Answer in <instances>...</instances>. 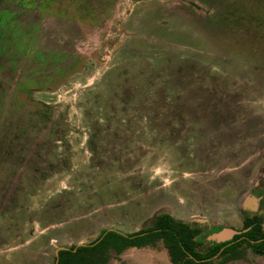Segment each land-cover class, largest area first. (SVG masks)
I'll use <instances>...</instances> for the list:
<instances>
[{
	"label": "rangeland",
	"instance_id": "obj_1",
	"mask_svg": "<svg viewBox=\"0 0 264 264\" xmlns=\"http://www.w3.org/2000/svg\"><path fill=\"white\" fill-rule=\"evenodd\" d=\"M250 162L264 165V0H0V213L18 210L0 264L23 257L6 260L34 216L54 248L170 208L216 227L221 194L252 213ZM122 256L168 264L163 244Z\"/></svg>",
	"mask_w": 264,
	"mask_h": 264
},
{
	"label": "flooded vegetation",
	"instance_id": "obj_2",
	"mask_svg": "<svg viewBox=\"0 0 264 264\" xmlns=\"http://www.w3.org/2000/svg\"><path fill=\"white\" fill-rule=\"evenodd\" d=\"M252 153L253 152H250V151L247 152V156H246L245 161H247V159H248V154H252ZM248 161H249V159H248ZM243 162H244V160L241 163H243ZM252 163L253 162H250V163L246 164L247 165L246 168H242L245 170L244 174L246 175V182H247V186H248V190L246 193H249L251 195L250 198H248L246 196V200L243 201L244 204L246 201H249V200L251 201L252 197L254 199H258V201H259V203H257L255 205L256 206L255 210L252 211V213L244 211V210H246L245 208H241V209H244L243 212L240 211V208L238 210H237V208H235V206L233 204H236L239 201L241 202V197H240L241 195H236L237 194L236 193V194H231L228 197L225 196L224 194H221L220 195L221 198H219L220 203L217 204L218 208L216 210L212 209L210 206L197 207V208H194L193 211L190 210L191 207L189 205L185 207L184 213L188 214L189 216H192V215H195V214H198L201 212L202 213H209L210 212L209 208L212 210H215V214L211 216V220H213L214 222L216 221V223H217V224H215L216 227H210L206 224L203 225V224L194 223V222L191 223V222H187V221L183 220L182 218H177L176 215H174L170 212V211H172L171 209H173V208L163 210L160 213H155V216L153 217V223L152 224H150L151 220H149V222L147 224L145 223L143 225H142L143 221H137L134 224L128 223V226L130 225V227L128 229H130L131 227L134 228L131 231H129V230L125 231L124 229L115 227L116 224H111V221L109 222L107 220H104L102 222H97V224L93 225L92 227H91V225H92L91 224L90 228H88V226H86L85 230L78 231L79 234L75 238L67 235V238L62 239L60 242L62 244L67 242V244H65V246L64 245H61V246L56 245L53 248L51 246L52 243L50 241H47L46 244H44V242H43L42 244L38 245L37 249H39V251H37L36 253H38L41 256L40 257L41 261L38 264H49V262H47V260H49V257H50L49 253H51V255H53L54 262L52 264H55L56 263L55 261L58 258V253L60 251L70 250V248H72V247L90 246L94 243H97L100 236L104 232L112 231V232H116V233L124 235V236H130V235L137 234L143 229L154 226L156 216L161 215V214H169L173 218H175L176 220L183 221L185 223H190L191 225L203 228L205 232H208V234H203V235L200 234L199 236H197L195 238V241L197 243V251L200 253L208 252L209 250H211V248L215 244H221V243H226V242H229V245L233 244L236 236L242 235V234L250 231L253 228L254 224L250 225L248 227L245 225L246 219H253V218L260 219L261 220V231L264 233V193L263 192H256L258 189V186L260 184L264 186V182L261 183L264 180V165H261V170L255 171L254 165H252ZM237 169H238V167L235 170V172H237V173L242 170V169H238V170ZM237 176L238 175H236L235 177H237ZM253 190H254V194H253ZM261 190H264V187ZM246 193H244V194H246ZM244 194H242V195H244ZM237 197H239L238 201H236ZM7 199L8 198H6L5 200H7ZM11 201H12V199H11ZM251 203H248V205H251ZM5 204L7 205L8 202H6ZM217 205H215V206H217ZM215 206H213V207H215ZM3 212L0 213V225L3 226L4 221L6 219H8L9 220L8 227H9V225L12 223V221L14 219L13 216L18 212V210H14L13 212L5 211V212H8V215H7V213L3 214ZM173 213H175V212H173ZM198 216H200V215H198ZM239 216L241 217V220H242V226L236 228L235 223L238 221L237 219ZM7 217H10V218H7ZM211 220H209V221L208 220L207 221L198 220V221L203 222V223H207V222H211ZM29 221L30 220H28V223H29ZM132 225H134V226H132ZM55 226H57V224ZM8 227H6V228H8ZM50 227H52V226H50ZM1 229L2 228L0 226V230ZM123 231H125V232H123ZM224 231H232L235 234H233V236L231 238L226 239V240L221 241V242H217L216 240L213 239L214 235L221 233V232H224ZM53 232H54L53 229H50V232L46 230V234L49 235L50 233H52V234H50V236H53L54 240H55L56 236ZM86 239H89V242ZM204 239H207L209 247H208V249L201 251L199 249L200 243ZM16 241H18V243L22 244L23 242H25L27 240H23V238H18ZM251 243H254V242L251 241ZM159 244H163L162 241L157 242L156 245L153 247L147 246L145 248H150V247L156 248ZM22 247H25V246H21V247L18 246V247H16V249H18V248L20 249ZM242 247L246 248V254L243 257H240L238 259H233V260H230L228 262H224L223 264H229V263H233V264L236 263L237 264V263H241V262H243L244 264H264V253L255 252L252 249V247L248 246V244L246 242H243ZM8 251H10L11 253L14 252L13 248L9 249ZM20 253L23 254V257L15 259V260L19 261V262H16L15 264H31V262L33 261V259L35 257L32 254V252H29V249L26 248ZM29 253H30V255H29ZM109 254H110V258H109L108 264H110L111 260H116L119 264L124 263V261L122 259H120L119 256H117V254L115 252H110ZM12 256L13 255L11 254L10 258L7 257L6 260L11 261ZM223 260H224L223 256L216 255L212 259V262H213L212 264L221 263V262H223Z\"/></svg>",
	"mask_w": 264,
	"mask_h": 264
},
{
	"label": "trees",
	"instance_id": "obj_3",
	"mask_svg": "<svg viewBox=\"0 0 264 264\" xmlns=\"http://www.w3.org/2000/svg\"><path fill=\"white\" fill-rule=\"evenodd\" d=\"M245 225L247 227L253 225V228L236 236L233 244L229 245V242L215 244L208 252L200 253L197 251L195 238L208 232L190 223L176 220L169 214H161L156 216L154 226L137 234L124 236L112 231L104 232L97 243L60 251L55 264H108L110 252H115L122 259V254L129 249L153 247L159 241H162L172 264H212V259L216 255L223 256V262L218 263L223 264L246 254V248L242 247L243 242L255 252L264 253L261 220L246 219Z\"/></svg>",
	"mask_w": 264,
	"mask_h": 264
},
{
	"label": "crops",
	"instance_id": "obj_4",
	"mask_svg": "<svg viewBox=\"0 0 264 264\" xmlns=\"http://www.w3.org/2000/svg\"><path fill=\"white\" fill-rule=\"evenodd\" d=\"M238 199H239V197H237V200L236 201H238ZM252 201V200H251ZM240 207H239V205H238V208H237V210L239 209ZM29 223H31L32 225H33V228L35 229V231H36V234L38 235V237H36V234H35V237H33L32 235H30L29 236V238L27 239V241H25V242H23L22 244L21 243H19V247H21V246H25V247H22V248H18V249H14V252L12 253V255H15V254H19L20 252H22L24 249H26V248H28L29 249V252L32 250V248H34V249H37V246L38 245H40V244H42V240L43 239H41V238H47L48 239V241H53L54 240V237L53 236H48L47 234H46V228H44L45 226L44 225H42V224H40L41 222H40V220H39V217L38 216H34L30 221H29ZM32 236V238L33 239H30V237ZM41 239V241H39ZM37 242H36V241ZM31 242V246L33 245V247H29V243ZM17 243H18V241H17ZM21 244V245H20ZM17 246V247H18ZM128 251V250H127ZM130 251V250H129ZM132 251H134V250H132ZM126 252V251H125ZM124 252V253H125ZM29 255H30V253H29Z\"/></svg>",
	"mask_w": 264,
	"mask_h": 264
},
{
	"label": "water",
	"instance_id": "obj_5",
	"mask_svg": "<svg viewBox=\"0 0 264 264\" xmlns=\"http://www.w3.org/2000/svg\"><path fill=\"white\" fill-rule=\"evenodd\" d=\"M233 234H235V233L232 232V231H224V232H221V233H218V234L214 235V236H213V239L216 240L217 242H221V241H224V240H226V239L231 238V237L233 236ZM129 250H130V251H132V250H134V251H138V250H140V249L133 248V249H129ZM129 250L126 251L125 253H123L122 255L127 254V253L129 252ZM166 254H167V256H168V261H167V263H168V264H172V263L170 262V259H169V255H168V253H167V250H166ZM122 257H123V256H122Z\"/></svg>",
	"mask_w": 264,
	"mask_h": 264
}]
</instances>
